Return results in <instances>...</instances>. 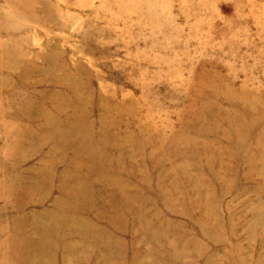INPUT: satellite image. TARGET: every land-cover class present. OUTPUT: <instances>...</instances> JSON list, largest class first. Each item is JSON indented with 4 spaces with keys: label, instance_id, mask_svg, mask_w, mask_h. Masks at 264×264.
<instances>
[{
    "label": "rangeland",
    "instance_id": "obj_1",
    "mask_svg": "<svg viewBox=\"0 0 264 264\" xmlns=\"http://www.w3.org/2000/svg\"><path fill=\"white\" fill-rule=\"evenodd\" d=\"M0 264H264V0H0Z\"/></svg>",
    "mask_w": 264,
    "mask_h": 264
},
{
    "label": "bare ground",
    "instance_id": "obj_2",
    "mask_svg": "<svg viewBox=\"0 0 264 264\" xmlns=\"http://www.w3.org/2000/svg\"><path fill=\"white\" fill-rule=\"evenodd\" d=\"M82 183V182H81Z\"/></svg>",
    "mask_w": 264,
    "mask_h": 264
}]
</instances>
